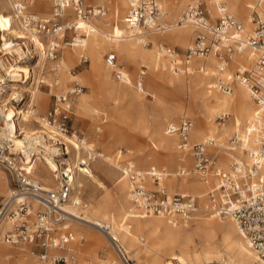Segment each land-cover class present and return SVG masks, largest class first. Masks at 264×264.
Here are the masks:
<instances>
[{
  "label": "built area",
  "instance_id": "obj_1",
  "mask_svg": "<svg viewBox=\"0 0 264 264\" xmlns=\"http://www.w3.org/2000/svg\"><path fill=\"white\" fill-rule=\"evenodd\" d=\"M11 2L18 25L27 32H36L40 39L46 38L43 52L46 60L52 62L60 61L63 45L77 46V38L65 44L66 33L72 28L77 30L73 22L66 21L69 9L84 21L105 17L108 12L102 7L88 6L86 0H54L52 14L45 17L28 11L21 0ZM215 6L219 15L213 18L207 2L197 0L187 6L175 23H171L169 12L160 0H128L124 18L126 28L120 39H138L149 47L153 45L149 39L151 35L160 36L178 26L192 27L196 33L194 44L182 55L167 45L158 46L164 57L172 58L171 70L176 74L189 73L193 60L209 58L219 60L220 71L225 72L230 69L236 54L249 55L251 67L239 65L233 74L227 78L221 77L211 88L214 92L232 95L235 86L241 83L248 89L255 104L252 119L240 131H236L228 147L219 145L218 139H207L191 145L189 137L195 122L189 117L181 118L178 123H170L167 133L178 138L179 151L191 153L196 175L205 181L213 180V188L207 195L206 208L209 213L237 222L261 264H264V0H254L249 5L251 23L254 25L250 33L246 32L244 24L229 11L223 0L217 1ZM60 35L62 41L57 38ZM4 51L0 48V97L15 80ZM84 61L87 60L84 58ZM107 61L116 67V53H110ZM52 71H58L57 67ZM115 72L117 79L124 81L123 74ZM83 93L84 88L77 83L66 92L52 94V108L39 117L42 134L50 146L44 150L62 168L56 172L59 176L54 190L46 191L39 181H35L33 164L25 156L16 155L12 150L13 144L6 143L0 137V167L10 174L12 180V193L0 211V223L5 220L8 226L3 240L10 246L32 248L34 255L38 251L42 264H69L77 258V249L73 244L75 236L68 229H60V224L67 221L69 216L63 207L67 203L82 206V201L74 199L76 176L82 170L91 172L93 163L104 158L94 145L89 146L86 138L72 128V116ZM228 116L221 115L218 119L223 122ZM1 125L2 120L0 128ZM68 137L74 138L75 143L69 142ZM210 149L216 150L217 156H211ZM224 151L229 157L228 169L221 166L218 158ZM62 162L64 165H61ZM69 163H73L72 169ZM121 171L122 178L129 183L133 212L141 218L159 216L174 225H181L198 214L200 199L190 194L170 193L169 188L162 185L165 173L162 170L151 167L145 171L133 160H128L121 166ZM187 175L191 176V172L182 168L177 178ZM149 182L154 188L148 186ZM34 204L46 207L48 211H36ZM57 230L58 234L54 235Z\"/></svg>",
  "mask_w": 264,
  "mask_h": 264
},
{
  "label": "bare ground",
  "instance_id": "obj_2",
  "mask_svg": "<svg viewBox=\"0 0 264 264\" xmlns=\"http://www.w3.org/2000/svg\"><path fill=\"white\" fill-rule=\"evenodd\" d=\"M41 1L44 2L45 7H47L45 0ZM163 1L167 4L173 0ZM207 1L208 6L212 11L213 18L217 17L219 15V10L215 4L219 0ZM223 1L228 6L229 11L232 12L242 24H244L246 32L250 33V31L253 30L254 25L251 23V11L249 5H251L254 0ZM192 3L194 2L192 1L191 3H188L184 9L186 10L188 8L187 6ZM183 5L184 4L182 3L178 7L182 8ZM31 6L35 9L41 8L42 6L44 7L43 3L37 4L34 1H31ZM127 7L128 0H114L111 8L113 11L111 17L105 19L107 16L106 14L105 17L95 19L98 20L96 23H93L90 20L84 21L78 19V17L75 16L74 11L69 9L66 21L69 23L73 22L77 30L83 32L87 36V39H76V44L79 47H72V50L64 54V57L60 61L52 62L55 65L53 68L57 67L59 71L55 74L57 77H55L51 83L59 89V93L63 92L60 90H63L62 88L65 85L62 83V80L59 79V74H63V82L70 83L71 78H76V76L71 73V64L78 58V56L82 57L81 53L83 51L88 50L92 58L90 76L94 78L96 87L106 94L114 95L116 100L120 99L123 106L125 105L127 99H134L133 101H135L136 96L133 95L127 84L115 85L109 80V74L111 71H118L123 74V69H121L119 65L113 67L110 63H108V61H105V63L103 62V51H105L106 47H113L127 61L135 64L141 63L148 66L156 73V79L162 80L167 87H174L179 89V91L181 88H186L190 91L189 103H184L182 101L178 103L175 102L172 104V108L168 111L166 110L165 112L166 116L175 117L176 114L182 113V115H184L190 110L194 111V114L198 119V127L195 128L194 125V128L190 132V144H192V141L195 143L199 142V140L204 142L207 139H218V144L225 146L226 144H222V141L220 142V140L228 135L231 136L232 133L235 134L236 131H240V129L246 126V124L252 119L255 112L254 101L251 99L248 89L241 83H238L235 86V92L232 95H226L218 91L214 92L211 88L221 77L227 78L233 74L239 65L251 67L252 60L249 55L236 54L233 58V63L230 64V69L225 72L220 71L221 65L219 60L216 58H209L193 60L190 64L192 67L189 68V73L176 74L171 70L172 64H167L166 58L162 53H160L158 46L149 48L138 39H120L126 28L124 27V18L126 16L124 14H126V10H128ZM178 7H172L173 10L176 9L175 11H171V13L174 14L173 18H175ZM4 9L5 7L2 5L0 9V33H4V35L2 34L1 36V40L3 42L2 49L7 51L14 46L6 39L7 35L14 34L16 39L29 41L32 47H35L33 51L34 60L35 63H38L40 59L37 58L41 56L42 59L45 56L43 49L46 48L40 41L38 34H36V32H29L31 34L28 35L29 33L23 28L19 27L20 29H18V27L15 26V16L5 12ZM184 9L182 10L183 12L185 11ZM171 13L170 15H172ZM119 23H121L120 25L123 27L121 31L119 30ZM110 26L114 27L112 32L109 31ZM192 29L193 28L190 26H178L174 30L165 33L162 36L151 35L149 36V39L156 43L155 40L161 39V37L165 36L174 45L186 48L192 45V40L196 35L195 30L192 31ZM21 51V48L16 50L19 54ZM11 53V51H7L5 54L8 55ZM21 53H23V51ZM17 62L16 68L14 67V64L10 67L12 68L11 71L14 72L13 78L15 80L13 83L18 81L17 77L19 76H22L24 79V75L26 77L24 83H27L32 79L34 68L24 64L17 65ZM167 69L169 71H167ZM163 71H167L168 73H163ZM143 74L144 71L141 75ZM140 79L138 81V85H136L137 97L144 96V94L149 96L151 95V97L155 99L156 104H161V98L156 96L154 93L151 94L146 91L143 82ZM19 88L27 91L26 88L19 86L18 84L15 86L14 84L13 89L17 90ZM48 97V94H45L39 88H36L32 93H30V98L26 103L28 104V107L24 110L16 108L13 105H8V108H4L5 106L0 105V120H2L0 137L3 138L6 143L13 144L12 150L16 155L25 156V158L30 161L29 163L33 164L32 173L34 180L37 182L39 181L46 191H51L54 190L52 185L55 182L57 183L58 180L59 173L56 174V172H60L62 168L55 163L51 156L47 155V152L44 149L50 148L49 143L45 140L46 137L42 134L43 132L41 128H32L31 123L33 122L30 119V117L36 118V116L37 119H39L37 111H40V109L44 110L47 107ZM79 100L80 101L77 103L74 110L76 115H92V113H98V109L96 107L100 102L98 98L84 94ZM36 103L39 107H36L35 109L34 106ZM125 108L126 106L112 111L111 117L113 121L110 124V128L113 129L119 127L121 124L118 126V122L128 118L126 117L128 110L126 113L121 111L125 110ZM218 113L221 115L229 114L233 117L230 116L227 121L215 125L213 124V118H215ZM184 117L187 116H183V118ZM156 126H158L159 130L155 133V135L151 136V139L155 145V152L158 151L160 154L156 155L155 159H162L164 163L169 164L172 167L179 164L180 166H178V172L184 168L191 172V176L193 175V177H189L190 175H187V177L185 176V178L183 177L182 180H180L177 178L178 172L171 173L167 170V167L164 166L163 169H161L165 172L162 185L165 184L170 189V193H179L181 195L194 194L195 197H198L200 199V209L195 218L190 222H184L181 225H174L166 218L164 219L159 216L141 218L140 216H134L131 213L128 215V212H131L132 209L129 183L120 177L117 181H115V187L109 191L102 179L95 176L93 171L90 172L87 169L82 170L83 174L81 172L77 174L74 182V190L75 184L77 183L76 190H78V192H83L90 188V190H92L90 191L91 196H93V193L98 189L102 192V196L96 205H87L84 207V209H86L84 218L79 213L83 207L74 206L72 205L73 203L65 204L63 209L68 212L69 221L65 222V224H60V229L64 230L65 228H68L67 225L69 224L70 226H74L72 227L74 232H78V227L76 226L78 222H84L85 224L92 226V228L101 229L109 238V241L116 250L119 259L123 261L124 264H126L124 259L128 260V258L123 246L126 247L127 250L133 248L139 253L143 249L140 244L143 243L142 241L145 237L148 239L147 243L144 245L142 244L145 246V249H150L151 245L153 246V244L158 242L160 243L162 240H164L166 244L159 247V252L166 246L181 247L180 254L172 253L164 256V264H261L257 253H255L249 245V242L246 240L240 226L232 218H221L230 221L229 224L224 226L226 233L224 234L225 237L223 239V249H225V252L223 253L219 243L215 240L214 235V229L218 224V221L214 219L216 216L209 213L206 208L208 205L207 195L213 188L212 181H205L203 179L198 180L196 173L193 171V166L191 170L189 169L190 154L183 151L179 152V149L175 151L174 141L169 138V136H172L166 132L167 128L163 134L162 132L164 129H162V123H156ZM114 131L117 136H120L118 128H116V130L114 129ZM102 140L105 142V138H102ZM68 141L75 143L74 138L72 139L68 137ZM39 145H42L43 147H38ZM89 146H91L90 143ZM241 153H243V150ZM162 154L163 156H161ZM210 154L217 156L215 150L213 149H210ZM103 155L104 159L106 158L107 161L111 160V158H107L105 154ZM228 159L229 158L224 159V156L219 158V162L223 168L228 169ZM61 165H64L63 162ZM69 167L72 169L74 167L73 163H69ZM100 171L109 179L116 175L115 171L108 167L100 169ZM81 176L88 180L82 181ZM89 182L94 184V186H89ZM4 186L5 178L3 175H0V191L4 188ZM148 186L154 188L151 182L148 183ZM76 190L74 199L81 201V198L78 196ZM9 192L11 195V189ZM34 205L36 211L39 209L48 211L46 207H38L36 204ZM201 214L205 216V218L197 220ZM208 216H211L212 218H206ZM193 221H196V227L194 229H189ZM6 227L7 223L4 220L0 225V260H2L4 264H22L19 252L11 250V248H9L10 246H7L6 242L3 240ZM217 231L218 230H216V232ZM196 237L200 238V242L196 241ZM81 238L83 239L84 237ZM87 239L88 243L91 244L96 241L97 236L93 232H87ZM13 259L19 260L12 261ZM76 260L77 258L69 264H76ZM111 264L119 263L112 260Z\"/></svg>",
  "mask_w": 264,
  "mask_h": 264
},
{
  "label": "rangeland",
  "instance_id": "obj_3",
  "mask_svg": "<svg viewBox=\"0 0 264 264\" xmlns=\"http://www.w3.org/2000/svg\"><path fill=\"white\" fill-rule=\"evenodd\" d=\"M12 0H0V9L1 6L3 5L5 7L4 11L8 12L13 15L12 12ZM23 1L28 8V11L31 13H36L39 16H50L52 14V7L54 0H45V3L47 4V7H45L44 2L41 0H21ZM31 1L38 3H43L44 7L42 6L41 8L35 9L34 7L31 6ZM41 1V2H40ZM113 1L114 0H86V4L88 6L92 7H103L107 9L108 13L106 18L111 17L112 14V6H113ZM163 0H160L162 3L163 7L169 12V21L171 23H175L176 19L182 14V10L186 7L188 3H191L192 1L195 2L197 0H173L168 2L167 4L164 3ZM205 2L208 1L204 0ZM173 3V4H172ZM184 4L182 8H179L180 4ZM172 4V5H169ZM178 4V5H177ZM169 6V7H168ZM178 7L177 13L174 17V14L171 13V11H175L172 9V7ZM168 7V8H167ZM171 7V8H170ZM185 10V9H184ZM127 13V10H126ZM170 13L172 15H170ZM73 14V13H71ZM126 15V14H124ZM75 17V16H73ZM97 19V18H96ZM91 22H97L98 20L91 19ZM121 23H119L120 25ZM18 29H20L17 21L15 24ZM15 28V27H14ZM122 25L119 26V30L121 31ZM114 30V27L110 26L109 31L112 32ZM194 29H192L193 31ZM27 32V31H26ZM29 33V32H28ZM27 33V34H28ZM168 33V32H167ZM0 48H2V40L1 36L4 33H0ZM7 34V33H6ZM29 33L28 35H30ZM162 36V35H160ZM59 40L62 41V35L57 36ZM77 38L79 40L81 39H87V36L81 32L76 30L75 28L70 29L66 33L65 39V44H70L74 41V39ZM6 39L8 40L9 43L13 44L14 46L11 47L10 50L11 54H8L7 57L11 63V66L16 68V62L18 64H24V65H29L31 68H34L33 74H32V79L29 80L27 83H24V79L22 76L17 77L18 81L15 83H10L9 88L6 89V93H4L3 96L0 97V105L5 106L4 108H8V105H13L16 108H20L22 110L26 109L28 107L27 101L30 98V93H32L36 88H39L41 91H43L45 94H48V99H47V107L40 111H37V115L43 116L47 111H49L52 106H53V96L52 94L54 93H59V89L54 86L51 82H53V79L57 77L55 74L58 73V71H52V68L54 63L50 60H46L45 56L41 59V56L38 57L37 59H40V61L35 63L34 58H31V55H33V49L32 45L29 43V41L26 40H20L16 39V37L13 35H7ZM40 41L46 45V38L40 39ZM72 41V42H71ZM153 41V40H152ZM156 43L153 41V45L149 46L155 47L159 46L160 44L167 45L169 47H172L177 50V53L182 55L188 48L193 46V41L192 40V45L189 47H181V46H176L173 43H171L165 36L161 37V39L155 40ZM19 44V45H18ZM72 47L75 48L76 45H68L62 46V50L60 53V58L62 59L64 57V54L70 52L72 50ZM79 47V46H77ZM21 48L23 53L16 52L17 49ZM6 50L4 52H7ZM87 51H83L81 54L83 57H79L73 61L71 64V73L72 75L76 76V78H71L70 83L63 82V74H59V79L62 80V83H64V87L62 88L63 92H66L70 89H72L77 83L80 84L84 88V94L95 96L98 98L100 101L97 104V109L98 113L92 115H74L72 116V128L77 131L79 135H81L83 138H86L88 143L90 145H94L96 149L102 154H105L107 158H111V160L107 161L105 158H101L97 160L96 162L93 163L91 167V172L93 171L95 173V176L100 177L104 184L107 186V188L112 190L115 187V184L118 178H122V171H121V166L128 162V160H133L136 165L142 169V170H147L148 168L155 167L156 169H163L164 166L167 167V170L171 173H176L178 172V166L179 164H176L175 166H170L169 164H166L162 161V159H155L156 155H159L160 152L156 151L155 152V145L153 144V141L151 139V136L155 135V133L159 130L158 126H156V123H162L164 131L162 132L163 134L165 133V129L170 123H178L183 116H187L189 118H192L195 121V128L198 127V119L196 115L194 114L193 110H190L186 112V114L182 115L176 114L175 117L171 116H166L165 112L166 110H170L172 107L173 103H178L180 101L184 103H189L190 101V91L188 89H177L174 87H167L165 83L162 80L156 79L155 75L156 73L151 70L148 66L145 64H135L132 62L127 61L122 57L117 50H115L113 47H106L105 51H103V62L107 61V57L110 53H116L117 56V63L123 69V76H124V81H119L116 77V72L111 71L109 74V80L115 84V85H121V84H127L128 87L131 89L132 93L134 96H136V100L133 101L131 99H127L125 102V105L123 106L122 102L120 99L116 100L114 95L111 94H106L102 90L96 87L95 80L90 76L91 72V66H92V58L90 53ZM181 58H184L183 56H180ZM179 57V58H180ZM84 58L87 61H84ZM167 64L173 63L171 60V57H165ZM180 58V59H181ZM44 59V61H43ZM60 59V60H61ZM54 62V61H53ZM185 64V63H184ZM192 67V66H191ZM144 71V74L141 75V73ZM167 71H169L167 69ZM167 71H163V73H166ZM197 72V69H196ZM168 73V72H167ZM54 74V75H53ZM187 74V73H185ZM31 75V74H30ZM58 75V74H57ZM141 77V79H140ZM16 79V80H17ZM142 80L143 85L149 93H154L156 96H159L161 98V104H156V101L154 98L151 97V95H146L141 97H137V89L136 85H138V81ZM22 86L26 88L27 91L22 90V89H13V86ZM53 88V90H52ZM25 91V92H24ZM186 91V92H185ZM60 92V93H63ZM235 92V89H234ZM102 93V94H101ZM186 94V95H185ZM10 100V101H9ZM119 101V102H118ZM3 102V103H2ZM116 104V105H115ZM122 104V105H121ZM125 110H121L124 113L128 110V113H126V117H128L126 120L119 121L118 126L116 127L119 129L120 136H117L114 129L116 128H110V124L112 123V111L119 108L121 109L122 107H125ZM130 106V107H129ZM38 108V104L34 106L36 109ZM255 107V104H254ZM253 107V110H254ZM131 110V111H130ZM129 116H128V115ZM229 115V114H228ZM218 116H221L220 113L213 118V124L217 125L218 123H223L220 119H218ZM231 115L228 116L227 119H229ZM233 117V116H231ZM32 128L34 129H40L41 125L38 123L40 120L35 117H30ZM226 119V121H227ZM141 123V124H140ZM2 126V125H1ZM122 126V127H121ZM100 130V131H99ZM167 130V129H166ZM167 132V131H166ZM235 134L232 133L231 136L228 135L220 142L223 144H226L225 146L228 147L229 145V140L234 136ZM102 138H105V142L102 140ZM174 141V149L175 151L178 150V145L179 141L177 137H170ZM68 140V139H67ZM203 141V140H202ZM199 142H195L191 145L199 144ZM157 149V148H156ZM216 151V150H215ZM181 152V151H179ZM214 152V151H211ZM191 156V153H189ZM217 154V151H216ZM163 156V154L161 155ZM189 156L190 160V167L189 169L191 170L193 166V162L191 160L192 157ZM214 157V155H211ZM216 156V155H215ZM221 156H224L225 158L227 157L226 152H222ZM218 157V158H220ZM218 162V161H217ZM184 165V164H182ZM181 165V166H182ZM222 166V165H221ZM111 168L115 171L114 176L112 178L105 177L100 169L104 168ZM0 175H3L5 178V186L4 188L0 191V211H2L3 205L6 203L7 198L10 196V189L12 187V180L10 174H7V172L0 167ZM80 177V176H79ZM78 177V178H79ZM189 177H193L189 176ZM197 179L200 180L202 179L201 177L197 176ZM34 178V177H33ZM82 181L83 180H88L85 179L83 176H81ZM183 178V177H182ZM182 178H178L182 180ZM185 178V177H184ZM209 181H213L211 178L208 179ZM77 184V183H76ZM76 184H75V190H76ZM57 183L55 182L52 186L55 189ZM89 186H94L92 183H88ZM166 186V185H165ZM167 187V186H166ZM168 188V187H167ZM170 190V189H169ZM90 188L88 190L83 191V192H78L76 190L78 196L81 198L82 201V210H80V215L84 218L85 216V211L84 209L85 206L87 205H96L100 198H101V191L97 189L96 192L93 193V196H91ZM174 194V193H173ZM179 194V193H178ZM194 195V194H191ZM113 197V196H112ZM132 214L134 216H138L136 212H133V209H131V212H128L129 214ZM205 216L201 214L197 220L204 219ZM206 218H212L211 216H208ZM76 219V218H75ZM216 221H218V224L215 227L214 235H215V240L219 243V246L223 253L225 252L223 249L224 248V237L226 231L224 230V226L229 224L230 221L227 219H221V217H214ZM213 219V220H214ZM78 220V219H77ZM196 220V221H197ZM1 221V218H0ZM69 221V220H67ZM65 221V222H67ZM196 221H193L192 224L190 225L189 229H194L196 227L195 223ZM62 223V224H65ZM1 225V223H0ZM68 228H65L64 230L68 229L69 232H71L76 238L74 244V248L77 249L78 251V256L76 260V264H111L112 260L117 261L119 264H124L123 261H121L116 253V250L113 248L111 245L109 238L106 236V234L100 229H95L92 228V226H89L85 224L84 222H78L76 226L78 227V232H74L72 230V227L69 224L67 225ZM222 227V228H221ZM8 229V226L6 227V230ZM97 230V231H96ZM216 230H218L216 232ZM224 230V231H223ZM223 231V232H222ZM58 230L55 232L54 235L58 234ZM87 232H93L96 234L97 239L94 243H88L87 239ZM81 235V236H79ZM218 236V237H217ZM81 237H84L83 239ZM219 238V239H218ZM108 239V240H107ZM199 237H196V241H199ZM219 240V241H218ZM143 245L148 242V239L145 237L144 240L142 241ZM222 242V243H221ZM76 243V244H75ZM102 243V244H99ZM140 244V243H139ZM140 244V246L143 248L139 253L135 251V249L131 248L130 250H127L126 247L123 246L126 256L128 258L124 259L126 261V264H164V256H167L169 254H180L181 253V247L178 246H166L165 248L162 249V251H158L159 247L163 246L166 244L164 240H162L160 243L153 244L151 245L150 249H145V246ZM223 244V245H222ZM7 246H10L6 243ZM11 250L19 252L21 255V261L22 264H42L41 260H39L38 255L39 252L36 251L35 255L32 253V248L29 247H14L10 246ZM159 252V253H157ZM129 253V254H128ZM161 254V255H159ZM79 257V258H78ZM81 257V258H80ZM86 258V259H85ZM18 261L19 259H13L12 261ZM0 264H4L2 260H0ZM218 264V263H215Z\"/></svg>",
  "mask_w": 264,
  "mask_h": 264
},
{
  "label": "crops",
  "instance_id": "obj_4",
  "mask_svg": "<svg viewBox=\"0 0 264 264\" xmlns=\"http://www.w3.org/2000/svg\"><path fill=\"white\" fill-rule=\"evenodd\" d=\"M76 249V248H75ZM77 256H78V251H77Z\"/></svg>",
  "mask_w": 264,
  "mask_h": 264
},
{
  "label": "water",
  "instance_id": "obj_5",
  "mask_svg": "<svg viewBox=\"0 0 264 264\" xmlns=\"http://www.w3.org/2000/svg\"><path fill=\"white\" fill-rule=\"evenodd\" d=\"M124 259V258H123Z\"/></svg>",
  "mask_w": 264,
  "mask_h": 264
}]
</instances>
